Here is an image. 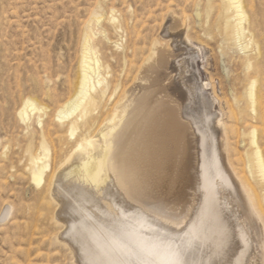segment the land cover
<instances>
[{"label":"rangeland","instance_id":"rangeland-1","mask_svg":"<svg viewBox=\"0 0 264 264\" xmlns=\"http://www.w3.org/2000/svg\"><path fill=\"white\" fill-rule=\"evenodd\" d=\"M241 3L244 33L237 36L225 0H0V264H82L90 254L79 250L90 244L87 232L82 243L67 233L82 213L68 207L61 211V199L45 200L46 193H41L44 181L37 186L32 180L33 165L27 149L31 145V152L37 155L45 142L49 150L45 174L49 175L54 162L65 156L63 148L69 154L79 139L111 122L117 104L144 76L151 45L165 48L169 66L164 79H158L153 87L160 102L180 106L194 103L198 109V92L207 96L219 124L225 126L233 156L242 159L249 126H256L258 133L264 128L253 118L264 116V0ZM94 12L101 16L98 23L91 20ZM85 33L97 52L99 74L106 77L104 88L94 90L104 100L93 112V118H98L80 126L70 137L66 127L70 118L59 121L55 116L78 87ZM254 81L252 113L249 90ZM193 91L197 93L192 95ZM26 99L43 110L29 113L22 121L18 111ZM90 122L93 132L86 130ZM185 139L189 138H181L186 144ZM183 142L177 149L185 153ZM191 146L189 150L194 153V143ZM155 154L158 159L160 154ZM186 154L184 159L190 155ZM193 163L191 166L196 167ZM155 165L157 176L168 166ZM193 172L197 171L179 181L182 186L171 185L175 190L171 200L181 198L184 206L194 203L197 192H193ZM193 213L191 210L188 217ZM96 216L105 218L98 212Z\"/></svg>","mask_w":264,"mask_h":264},{"label":"bare ground","instance_id":"bare-ground-1","mask_svg":"<svg viewBox=\"0 0 264 264\" xmlns=\"http://www.w3.org/2000/svg\"><path fill=\"white\" fill-rule=\"evenodd\" d=\"M225 1L238 36L245 20L241 0ZM100 17L94 12L91 20L97 22ZM92 45L85 33L78 87L55 116L59 121L70 118L66 125L70 137L89 123L104 100L97 95L99 91H94L98 86L104 88L106 77L99 74L100 63ZM157 45H151L144 76L124 95L126 98L122 96L124 100L111 114V122L89 136L83 133L78 141L74 138L77 143L74 148L69 145L73 148L69 154L68 149H61L63 153L66 150L65 156L54 162L48 176L45 162L49 150L45 142L37 155L31 152V145L26 147L33 165L32 180L37 186L44 181L41 193H46V201L61 199V211L68 207L82 213L79 221L67 228L75 242L86 241V232L90 237L89 246L79 249L90 253L82 264H264V128L258 133L256 126H249L245 154L236 159L225 126L219 124L207 96L198 92V109L191 101L184 106L160 102L153 87L169 66L165 48ZM255 81L249 90L252 113ZM93 91L96 95L91 94ZM42 110L35 101L26 99L18 115L25 121L29 113ZM253 118L264 125L263 114ZM90 126L91 122L86 129L89 132ZM184 137L189 138L186 144L181 140ZM181 141L185 145L182 155L177 149ZM193 143L194 153L189 150ZM186 152L190 153L188 159L183 157ZM155 153L160 154L158 159ZM193 162L196 167L191 166ZM156 163L168 165V170L157 176ZM192 170L197 171L192 179L193 192L197 193L194 203L184 206L181 198L171 200L175 193L171 185L182 186L179 181L190 177ZM191 210L194 213L188 217ZM97 212L105 218L98 219ZM52 219L57 221L56 217Z\"/></svg>","mask_w":264,"mask_h":264}]
</instances>
